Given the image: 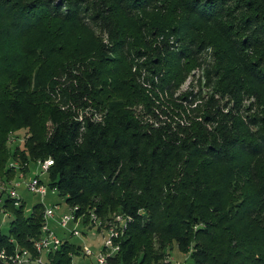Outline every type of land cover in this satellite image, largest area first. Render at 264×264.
<instances>
[{"label":"trees","instance_id":"obj_1","mask_svg":"<svg viewBox=\"0 0 264 264\" xmlns=\"http://www.w3.org/2000/svg\"><path fill=\"white\" fill-rule=\"evenodd\" d=\"M209 47L206 89L178 94ZM48 160L41 183L77 216L126 217L113 264H164L174 244L264 264V0H0V180ZM0 206V256H37L45 206L5 190ZM62 240L51 263L77 264Z\"/></svg>","mask_w":264,"mask_h":264},{"label":"built area","instance_id":"obj_2","mask_svg":"<svg viewBox=\"0 0 264 264\" xmlns=\"http://www.w3.org/2000/svg\"><path fill=\"white\" fill-rule=\"evenodd\" d=\"M41 173H47L52 166V161L38 162ZM17 184L6 183L0 180V191H7L14 205L19 207L22 199L17 192ZM27 189L33 193L45 197L49 193V187L41 183L40 176H36L29 183ZM56 193V189L51 190ZM56 210L59 207L48 208L44 210V226L42 228V236L34 242V250L37 256L34 257L28 250H16L15 254L8 257L5 252L1 254V259L8 261L9 264H52L49 256L57 252L63 244V240L51 228V221L57 223L62 229L68 230V237L80 236L77 226L82 222L84 216H77L78 208L70 209V213H61L57 215ZM75 224L72 230L68 226ZM89 226L97 228L101 235H104V246L99 256L96 257L94 264H113V260L118 256L121 249V240L127 230L128 221L124 215H116L111 220L102 221L95 213L89 216ZM83 255L86 258L94 256V253L88 246L83 248ZM164 264H187L185 261H175L171 256L167 257Z\"/></svg>","mask_w":264,"mask_h":264},{"label":"rangeland","instance_id":"obj_3","mask_svg":"<svg viewBox=\"0 0 264 264\" xmlns=\"http://www.w3.org/2000/svg\"><path fill=\"white\" fill-rule=\"evenodd\" d=\"M214 50L212 47H209L205 50L204 55L202 56L201 62L199 66H197L187 77V80L183 83L181 90L178 94L188 90L189 88L194 89L197 93L200 89L205 90L204 85L206 84V71L207 66L211 65L212 67L216 66V60L214 59ZM210 66V67H211ZM144 76V73H141ZM144 78V77H143ZM149 87V86H148ZM27 131L25 129L14 132L11 136V140L9 143L10 149L12 153H14L18 148L21 150L24 149V140L26 138ZM40 176L42 181L47 185H51L50 177L48 173H41L39 163L31 162L29 166V170L26 174L18 173L15 180L10 181L9 183L17 184V192L25 204V211L27 215H30L33 211V208L39 204H43L45 207L54 208L59 207V211L56 210L57 215L61 213H70V208L66 203V199L60 197V195L56 193H52L49 191L48 195L45 197H41L40 195L33 194L27 189V183H29L36 176ZM4 191V190H3ZM1 208V206H0ZM15 220V214L10 212L6 213L3 209H0V222L1 229L3 234H8L10 230L11 223ZM87 221V224L85 223ZM89 218L86 216L82 218V222L77 226V230L80 232V236H74L71 239L67 236L68 230L62 229L57 223L51 221V228L54 232L61 238L67 239L71 244L76 245L77 247H81L80 254H75V263L77 264H94L96 257L99 256L101 250L104 246V235H101L97 228L89 226ZM88 225V226H87ZM75 227V224H70L68 226L69 230H72ZM88 246L90 250L94 253V256L90 258H86L83 255V248ZM171 253V257L175 261H185L187 264H194L191 259L190 254L184 255L182 254L178 246L176 244L173 245V251L171 252L170 248L168 250ZM167 259V258H166ZM165 259V260H166Z\"/></svg>","mask_w":264,"mask_h":264}]
</instances>
